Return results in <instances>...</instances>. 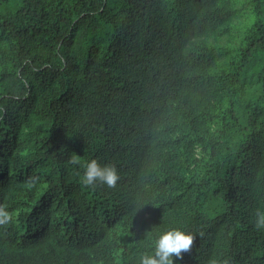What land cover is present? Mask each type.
Wrapping results in <instances>:
<instances>
[{
  "label": "trees",
  "instance_id": "1",
  "mask_svg": "<svg viewBox=\"0 0 264 264\" xmlns=\"http://www.w3.org/2000/svg\"><path fill=\"white\" fill-rule=\"evenodd\" d=\"M0 205V264H140L170 228L176 264H264V0H0Z\"/></svg>",
  "mask_w": 264,
  "mask_h": 264
},
{
  "label": "clouds",
  "instance_id": "2",
  "mask_svg": "<svg viewBox=\"0 0 264 264\" xmlns=\"http://www.w3.org/2000/svg\"><path fill=\"white\" fill-rule=\"evenodd\" d=\"M73 162L77 161L75 158ZM120 174L115 165L101 164L97 159L87 163L82 181L86 185H95L97 181L116 187ZM13 220V214L4 205H0V225H7ZM255 226L264 227V210H256ZM196 235L186 232L181 228H170L158 234L154 240V254L142 253L139 257L140 264H176V257H183L185 251L193 246ZM212 264H217L213 261ZM223 264H228L224 261Z\"/></svg>",
  "mask_w": 264,
  "mask_h": 264
}]
</instances>
